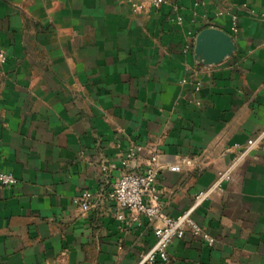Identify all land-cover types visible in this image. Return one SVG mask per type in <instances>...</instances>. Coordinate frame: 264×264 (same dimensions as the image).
Masks as SVG:
<instances>
[{
	"label": "crops",
	"instance_id": "crops-1",
	"mask_svg": "<svg viewBox=\"0 0 264 264\" xmlns=\"http://www.w3.org/2000/svg\"><path fill=\"white\" fill-rule=\"evenodd\" d=\"M205 29L232 40L220 62L194 58ZM0 49V172L17 179L0 187V264L136 263L160 220L118 219L107 192L151 149L167 216L230 173L191 212L213 244L187 229L154 264H264V137L234 162L264 130V0H0Z\"/></svg>",
	"mask_w": 264,
	"mask_h": 264
},
{
	"label": "built area",
	"instance_id": "built-area-1",
	"mask_svg": "<svg viewBox=\"0 0 264 264\" xmlns=\"http://www.w3.org/2000/svg\"><path fill=\"white\" fill-rule=\"evenodd\" d=\"M154 8H159L167 3V0H148ZM6 55L0 49V63L5 62ZM198 85L195 90H198ZM198 104V102H196ZM264 137V130L255 138H250L246 141L245 149L238 155L236 162L246 151L252 148L257 141ZM142 151V146L139 144H130L122 157L124 167H129ZM184 165H190L191 161L186 158L181 159ZM114 168V165L109 164L101 167L102 171H107ZM167 170L178 172L181 170V164H172L166 167ZM159 167L157 166V154L154 149H151L150 154L144 168L141 171L135 172L125 170L113 180L107 197L121 210L117 218L123 219V211L130 212L131 219L137 221L140 216H144L148 220H160V225L154 228L155 242L154 244L140 257L134 264H154L156 262L168 261V248L175 238H181L185 235L187 229L195 236H199L203 242L211 246L214 240L208 233L203 231L199 225L192 219V210L199 205L207 195L215 190L221 189V183L229 180V171H220L217 174V179L209 189L198 192L193 198L192 206L176 215L167 216L162 213L160 202V190L157 187V175ZM17 183L16 177L9 172H0V187H10ZM91 193L87 190L82 191L78 196L74 197L73 202L80 205L83 211H87Z\"/></svg>",
	"mask_w": 264,
	"mask_h": 264
},
{
	"label": "water",
	"instance_id": "water-1",
	"mask_svg": "<svg viewBox=\"0 0 264 264\" xmlns=\"http://www.w3.org/2000/svg\"><path fill=\"white\" fill-rule=\"evenodd\" d=\"M195 42L194 58L208 63L220 62L234 49L230 36L216 29L203 30L197 34Z\"/></svg>",
	"mask_w": 264,
	"mask_h": 264
}]
</instances>
